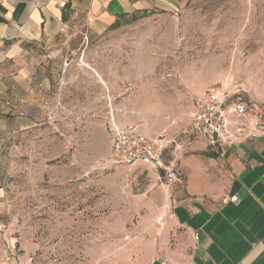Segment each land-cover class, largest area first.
Listing matches in <instances>:
<instances>
[{
    "label": "rangeland",
    "instance_id": "obj_1",
    "mask_svg": "<svg viewBox=\"0 0 264 264\" xmlns=\"http://www.w3.org/2000/svg\"><path fill=\"white\" fill-rule=\"evenodd\" d=\"M66 32L37 54L45 111L16 141V175L0 180V261L8 241L21 264H99L115 247L103 243L171 221L151 170L108 163L109 122L178 142L218 84L264 108V0H186L99 34L78 20Z\"/></svg>",
    "mask_w": 264,
    "mask_h": 264
},
{
    "label": "crops",
    "instance_id": "obj_2",
    "mask_svg": "<svg viewBox=\"0 0 264 264\" xmlns=\"http://www.w3.org/2000/svg\"><path fill=\"white\" fill-rule=\"evenodd\" d=\"M185 1L2 0L0 180L16 175V141L39 126L45 111L49 77L38 64L39 50L56 48L70 21L99 34L127 14L176 12ZM181 152L186 183L167 188L171 221L149 235L103 243L115 247L102 248L99 264H264V138L215 148L195 140ZM29 164L31 159L24 166ZM231 196L237 201L230 202ZM6 255L4 248L0 263Z\"/></svg>",
    "mask_w": 264,
    "mask_h": 264
},
{
    "label": "built area",
    "instance_id": "obj_3",
    "mask_svg": "<svg viewBox=\"0 0 264 264\" xmlns=\"http://www.w3.org/2000/svg\"><path fill=\"white\" fill-rule=\"evenodd\" d=\"M108 133L110 165L131 167L141 163L155 173L163 187L182 188L186 178L178 164L179 151L195 140L215 148L264 138V108L252 106L239 98L237 92L229 91L225 84H218L209 87L196 103L190 123L178 142L165 134L148 136L132 124L118 126L109 122ZM229 201L236 202L237 197L231 196ZM191 237L199 240L197 232ZM6 252L0 264H21L15 246L8 241Z\"/></svg>",
    "mask_w": 264,
    "mask_h": 264
},
{
    "label": "trees",
    "instance_id": "obj_4",
    "mask_svg": "<svg viewBox=\"0 0 264 264\" xmlns=\"http://www.w3.org/2000/svg\"><path fill=\"white\" fill-rule=\"evenodd\" d=\"M138 13H140V12H138ZM143 13V12H142ZM122 17H124V16H122ZM121 17V18H122ZM118 26V21H116L112 26H110V29H114V28H116Z\"/></svg>",
    "mask_w": 264,
    "mask_h": 264
}]
</instances>
